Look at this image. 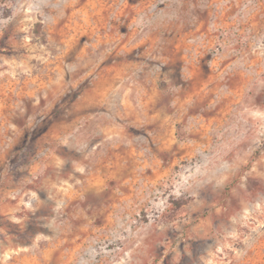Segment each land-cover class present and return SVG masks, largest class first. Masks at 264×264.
<instances>
[{"label":"rangeland","instance_id":"rangeland-1","mask_svg":"<svg viewBox=\"0 0 264 264\" xmlns=\"http://www.w3.org/2000/svg\"><path fill=\"white\" fill-rule=\"evenodd\" d=\"M242 92L240 166L165 151L114 176L153 110L218 121ZM0 264H264V0H0Z\"/></svg>","mask_w":264,"mask_h":264},{"label":"crops","instance_id":"crops-1","mask_svg":"<svg viewBox=\"0 0 264 264\" xmlns=\"http://www.w3.org/2000/svg\"><path fill=\"white\" fill-rule=\"evenodd\" d=\"M223 100L224 105L219 110L218 121L212 115L197 116L190 112L191 97L178 96L172 101L171 110H168L169 103L157 112L153 110V118L159 117L162 121L146 126V131L150 133L146 139H128L125 152H116V155L122 156L117 163L123 162L125 165L122 170L119 167L112 170L114 176L135 182L142 177L139 172L145 171L148 165L155 166L156 172L161 171L160 174L163 175L170 169L163 166L164 159L161 154L165 151L171 153V161L176 162L180 157L209 149L211 160L227 162L231 168L240 166L248 160L252 152L250 149L258 141L261 113L252 100L245 98L244 92L236 95L226 93ZM183 120L185 124L181 125L180 121ZM179 128L188 130L193 135L188 134V140L185 141V138L178 137ZM228 176L230 175L227 172L220 174L221 178ZM207 224L213 225V222L208 221Z\"/></svg>","mask_w":264,"mask_h":264}]
</instances>
